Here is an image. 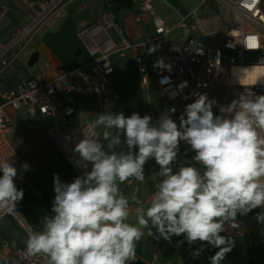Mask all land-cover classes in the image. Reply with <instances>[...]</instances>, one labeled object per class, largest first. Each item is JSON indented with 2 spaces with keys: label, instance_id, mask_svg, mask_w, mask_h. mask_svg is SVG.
I'll return each mask as SVG.
<instances>
[{
  "label": "clouds",
  "instance_id": "obj_1",
  "mask_svg": "<svg viewBox=\"0 0 264 264\" xmlns=\"http://www.w3.org/2000/svg\"><path fill=\"white\" fill-rule=\"evenodd\" d=\"M250 39L254 42L246 48L259 50L258 38ZM157 66L163 67V61ZM216 103L198 93L179 124L169 114L174 108L155 124L148 114L99 113L91 127L104 129L103 141L85 135L77 141L73 151L84 171L71 183L53 174V214L43 231L29 235L27 252L44 254L48 264H128L136 260V244L150 223L166 241L183 235L189 246L201 242L193 257L205 251V244L218 249L209 260L221 264L235 247L231 236L221 235L226 225H237L238 215L264 209V94L247 90L221 106L219 114L213 111ZM181 141L203 170L178 162ZM150 159L159 166L160 179L133 224L130 200L119 185L130 178L143 182ZM0 174V209L11 212L24 192L16 187L17 169L9 159L0 161ZM131 202L140 203L135 196ZM255 219L264 224V211Z\"/></svg>",
  "mask_w": 264,
  "mask_h": 264
},
{
  "label": "built area",
  "instance_id": "obj_2",
  "mask_svg": "<svg viewBox=\"0 0 264 264\" xmlns=\"http://www.w3.org/2000/svg\"><path fill=\"white\" fill-rule=\"evenodd\" d=\"M9 1L0 0V71L18 62L31 45L39 41L41 30L49 20L64 17L65 7L72 0H20L25 9V22L6 33L3 21L10 11ZM156 1L139 0L134 17L136 21L140 20L141 14L149 17L152 34L147 39L130 41L116 14L106 9L78 33L90 55L87 64L69 71L59 69L51 77L31 72L14 87L0 90V154L7 147L5 134L10 127L6 108L22 109L27 118H47L45 136L62 155L74 178L81 176L84 169L77 165L79 157L73 151L75 144L84 135L100 141L103 137L100 130L91 127L92 122H75L77 100L74 85L68 78L75 77L90 92L99 108L113 105L118 93L112 56L116 54L124 58L129 50L143 49L149 43L159 51L164 65L154 76L162 105L152 116L153 124L161 114L173 108L175 112L169 114L179 124L186 105L194 102L198 93L206 94L210 100L215 99L214 107L218 108L229 105L247 90L256 95L264 94V82L231 80L232 66L264 64V8L261 0H198L197 6L184 13L174 9L177 19L172 24L156 13ZM253 36L259 40V50L246 48L247 44L254 42L250 39ZM132 62L140 86L147 91L149 71L145 53L134 54ZM16 178L20 180V176ZM122 186L124 196L130 200V211L143 204L139 194L140 181L130 178ZM133 196L140 201L139 204L131 202ZM5 216L12 218L23 233V243L21 246L4 243L0 264H48L44 254H29L26 244L31 233L43 231L46 221L32 226L17 207L11 212L0 209V220ZM236 224L229 235L233 240L242 235L241 221L236 219Z\"/></svg>",
  "mask_w": 264,
  "mask_h": 264
},
{
  "label": "crops",
  "instance_id": "obj_3",
  "mask_svg": "<svg viewBox=\"0 0 264 264\" xmlns=\"http://www.w3.org/2000/svg\"><path fill=\"white\" fill-rule=\"evenodd\" d=\"M138 2L139 0L70 1L65 7V16L49 20L41 30L39 41L32 44L18 62L0 71V90L14 87L20 80L29 76L31 72H39L44 77H51L59 69L69 71L87 64L90 55L78 33L97 19L106 9H110L116 14L126 37L130 41L138 42L147 39L152 34V23L146 14H141L139 21L135 20ZM185 2L187 3L180 9V4ZM171 4H175L177 7H173ZM163 5L173 7V10L176 9L180 13H184L197 6L198 0L156 1L154 4L156 13L163 17L166 22L172 24L176 21L177 15L172 12V15L176 16H173L172 20L163 16L159 12ZM9 6L10 11L3 21L6 33L25 22V9L20 0H10ZM138 28H145V34H139ZM149 47L154 46L149 43L143 49L136 48L126 52V55L129 56V60L123 66L126 73L123 85L126 91L132 90L143 95V91L148 93L150 86L156 91L154 76L160 66L153 69L149 67L146 61L149 71L148 90L146 91L139 84L132 62L133 55L136 53L143 51L147 56ZM32 52L37 53V59L31 66H28L27 59ZM154 55L157 65V61L162 60L161 54L155 49ZM115 67L117 76H119L120 66L116 62ZM68 81L74 85V95L77 100L75 122L82 121L79 119V115L83 113V110H86L87 115L95 121L99 112L97 113L91 107L95 100L90 92L75 77L70 76ZM119 97L118 94V99ZM118 99L113 104L114 111L118 109ZM125 100L129 103L131 98L127 95ZM147 100L148 105H151L150 99ZM213 110H219V108L216 106L213 107ZM6 112L10 118V127L5 134L7 147L0 154V161L9 159V162L17 169V176H20V180L15 178V184L18 189L23 190L24 196L16 207L32 226H36L44 223L46 218L53 214L51 211L55 197L53 174H59L61 181L65 183H71L74 175L62 155L45 136L44 127L48 122L47 118L41 116L27 118L22 109L14 110L10 107L6 108ZM90 120L86 121L92 122ZM97 129L100 130L103 137L104 129L102 127ZM179 149L178 162L203 170L202 166L193 160L194 153L189 145L181 142ZM25 163L29 166L27 170L21 167ZM173 169L176 170V165H173ZM158 171L159 166L154 159H150L144 165L145 180L140 182L139 191L143 204L130 211V223L135 224L137 211L150 204L156 191L154 184L160 179L156 175ZM119 187L124 195L125 190L122 184ZM262 211L264 209L257 208L246 215L237 216L236 219L241 221L242 235L234 238L235 247L226 254L221 264H264V224L258 223L255 219V216ZM235 228V225H226V231L221 235L229 236ZM149 230L153 231L152 236L148 235ZM178 241H184V243L177 246ZM4 243L13 246H21L23 243V233L13 219L8 216L0 220V253ZM200 247L201 242L199 241L189 246L183 235L173 236L171 242L166 241L159 237L149 223V228L144 229V236L136 244V260L129 261L128 264H210L209 257L214 255L218 249L205 244V251L199 257H193L191 253Z\"/></svg>",
  "mask_w": 264,
  "mask_h": 264
},
{
  "label": "rangeland",
  "instance_id": "obj_4",
  "mask_svg": "<svg viewBox=\"0 0 264 264\" xmlns=\"http://www.w3.org/2000/svg\"><path fill=\"white\" fill-rule=\"evenodd\" d=\"M135 1V0H134ZM187 2L184 4H180L179 8L181 9L182 6H184ZM173 7H177L175 4H171ZM173 7L163 5L160 7L159 12L163 15L166 16L167 18L173 19V16L176 17ZM172 12L175 14L172 15ZM139 29V34H145L146 29L145 28H138ZM150 46V45H149ZM150 48V47H149ZM148 50V49H147ZM112 58L115 59V62L120 66V74L117 76L115 84L117 87V91L119 94V99H118V109L114 111L113 105L106 106L103 108H99L94 102L91 107L94 108V110L98 113L101 112H107V113H115V112H123L126 116L131 115L133 112L139 113L141 116L148 114V115H155V113L160 109L161 107V97L157 94L156 91L153 90V87L150 86V89L147 92L143 91V95L138 94L137 92L131 91H126L123 85V79H125L126 73L124 72V65L126 64V61L129 60V56L126 55L124 58H119L116 54L112 56ZM146 61L149 65V67H152L155 69L157 67L156 65V59L154 52L149 54L147 51V56H146ZM129 73V71H128ZM129 96L131 98V101L129 103L126 102L125 98L126 96ZM220 95V94H218ZM222 95H225V93L222 92ZM148 96V97H147ZM217 96V95H215ZM150 99L151 105H148V100ZM92 100V99H91ZM93 101V100H92ZM127 104V105H126ZM215 114L219 113V110H213ZM79 114V113H78ZM80 120H90L91 117L87 115L86 110H83V113L79 115ZM90 121H94L91 119Z\"/></svg>",
  "mask_w": 264,
  "mask_h": 264
},
{
  "label": "bare ground",
  "instance_id": "obj_5",
  "mask_svg": "<svg viewBox=\"0 0 264 264\" xmlns=\"http://www.w3.org/2000/svg\"><path fill=\"white\" fill-rule=\"evenodd\" d=\"M232 81L239 83L264 82V64L235 65L231 67Z\"/></svg>",
  "mask_w": 264,
  "mask_h": 264
},
{
  "label": "water",
  "instance_id": "obj_6",
  "mask_svg": "<svg viewBox=\"0 0 264 264\" xmlns=\"http://www.w3.org/2000/svg\"><path fill=\"white\" fill-rule=\"evenodd\" d=\"M36 59H37V53L32 52L27 59V65L31 66L36 61Z\"/></svg>",
  "mask_w": 264,
  "mask_h": 264
},
{
  "label": "trees",
  "instance_id": "obj_7",
  "mask_svg": "<svg viewBox=\"0 0 264 264\" xmlns=\"http://www.w3.org/2000/svg\"><path fill=\"white\" fill-rule=\"evenodd\" d=\"M261 6L264 8V0H261Z\"/></svg>",
  "mask_w": 264,
  "mask_h": 264
}]
</instances>
